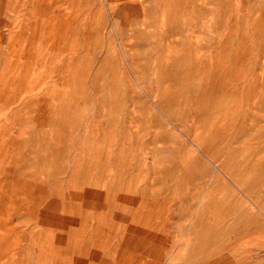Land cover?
Masks as SVG:
<instances>
[{"label":"rangeland","instance_id":"obj_1","mask_svg":"<svg viewBox=\"0 0 264 264\" xmlns=\"http://www.w3.org/2000/svg\"><path fill=\"white\" fill-rule=\"evenodd\" d=\"M0 264H264V0H0Z\"/></svg>","mask_w":264,"mask_h":264},{"label":"bare ground","instance_id":"obj_2","mask_svg":"<svg viewBox=\"0 0 264 264\" xmlns=\"http://www.w3.org/2000/svg\"><path fill=\"white\" fill-rule=\"evenodd\" d=\"M140 210V209H139ZM109 241V240H108ZM15 260V259H14Z\"/></svg>","mask_w":264,"mask_h":264}]
</instances>
